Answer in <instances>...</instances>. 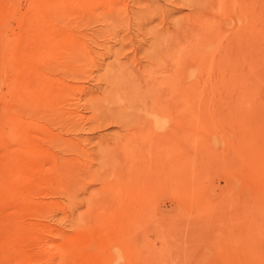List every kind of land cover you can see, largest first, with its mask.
<instances>
[{"label": "rangeland", "instance_id": "obj_1", "mask_svg": "<svg viewBox=\"0 0 264 264\" xmlns=\"http://www.w3.org/2000/svg\"><path fill=\"white\" fill-rule=\"evenodd\" d=\"M138 1L0 0V264H264V60L253 86L235 88L243 65L216 60L213 46L214 30L225 36L238 18L254 19L264 43V0H201L195 17L176 1L163 22L148 21V9L168 1ZM181 18L199 36L188 40L196 41L191 182L143 185L161 150L157 137L97 119L90 104L99 101L101 114L118 107L115 50L120 62L142 67L144 53L131 52L144 36V47L152 40L147 26ZM201 22L210 23L206 38ZM124 33L133 40L119 42ZM165 33L177 34L171 26ZM146 116L158 127L169 122L165 111ZM121 134L132 144L141 138L130 161L111 149ZM127 216L120 233L116 222Z\"/></svg>", "mask_w": 264, "mask_h": 264}, {"label": "bare ground", "instance_id": "obj_2", "mask_svg": "<svg viewBox=\"0 0 264 264\" xmlns=\"http://www.w3.org/2000/svg\"><path fill=\"white\" fill-rule=\"evenodd\" d=\"M139 1H146V0H139ZM165 1H168L170 6L169 8L165 7L164 9L161 10V8L159 7L156 9V6H151L150 9H148L151 13V16L148 17V21H150L153 17L158 16L161 18V22H163L165 18L169 17L172 11L174 10L171 5L176 4V1L180 2L181 5H185L188 8H190L189 10L191 12L189 13H192V16L194 17L196 15L199 16L201 11L203 10L202 8L203 3L201 0H165ZM251 1L252 3H254L255 0H251ZM251 1L248 0L247 2H251ZM247 4L251 6L250 3ZM254 4L251 7H254ZM112 11L114 13V10ZM203 14L205 15L204 11ZM115 16L116 15H112L110 13V19L107 26L108 28H110L113 37L117 38L119 36V33H118V28H116V25H114L116 24L117 21ZM248 19L247 20L245 19L246 20L245 22V20L242 21L241 18H238V21L233 27L234 30L231 29V31L229 33H226L225 36L223 33H219L216 30H214L215 34L213 35L214 37L213 39H216L213 40L215 59L219 60V58L223 56L226 57V55H229L230 57L233 58L234 61H237V63L239 62L238 64L243 65V68H241L242 72L238 74H234L233 79L231 78L230 81L231 86L241 89L249 88L254 85L253 84L254 83L253 74L255 71L254 68H256L257 63H262L259 62L260 60L261 61L264 60V43H260V41L258 42L254 35L256 22L254 21V19L252 20L251 19L248 20ZM180 20L181 21L177 20L174 22H170V25L166 24L164 25L165 27L163 25L158 27V25L156 24H155L156 26L154 25L147 26L148 23H139V25H137L136 28L138 30H141L142 28L147 26L146 29L147 35H150L152 37V40L146 47H144L146 43V38L144 36L142 42L141 41L138 42L134 47L133 52H131L133 53V56L132 54L130 55L134 59L135 55L138 52L142 51L144 53V57L146 58V64L140 67L139 66L141 65L140 62L136 61L135 64H139L138 66H128L127 64L120 62V58L116 56L118 50H115L114 52L115 65L113 63L112 66L114 65V68L111 69H112V75L114 76L113 78H115L114 86H115V92L117 93V98L115 103L118 105V107L115 108L114 110L109 111L108 113L101 114L99 111V107L96 106V103L99 101L92 102L90 104V107L92 109V115L97 119L105 118L104 120L106 121L110 119V121H115L119 123V126L121 128L131 127L133 125L134 128L138 127V129L141 128V126L142 128L147 127L149 131L148 133L149 136L151 135L157 137L156 141L158 140L160 142V149H161V150L159 149L160 151H158L159 155H156L158 154V152L157 150L154 149V148L157 149L156 147L157 143L156 145L154 144L153 146L155 147L151 149L149 146L150 142L145 140L146 144L147 142L149 143L148 144V147L150 148V149L148 148L149 151L151 150L154 151L157 158L155 160L156 161L155 164L151 163L152 166L154 164L153 172H151L152 175L151 174L145 175L144 179H142L143 185H149V183L154 181H155L154 182L155 185H162L163 183L166 182L171 185H180V183L183 185H190L191 182V156H190L191 107H190V98L188 96V93L192 86V70L190 68L191 51L196 41L192 43H188V40L190 38L197 39L199 38V36L194 35L190 31V27L189 30H187L186 29L187 26L185 27L183 24V19L181 18ZM121 22L123 21L121 20ZM209 24L210 23L205 24V22L199 23V28L204 33L203 38H206L208 37V35H210L209 34L211 32L209 31L210 27H207V25ZM120 25L122 24L120 23ZM170 26L171 28L176 29L177 34L165 33L170 29ZM243 29L245 30L244 33L241 32ZM262 29L264 30V27ZM235 30H237V32ZM193 31L195 32L196 29L195 30L193 29ZM133 34L135 36H138L135 33ZM251 35H254V37H251ZM132 37L133 36L130 33H124L121 36L120 40L118 41L122 42L123 39L125 40L128 39L132 41L133 40ZM259 40L262 39L259 38ZM261 42H264V39ZM242 44L245 46L246 52H243ZM210 47L211 44L210 46L209 45L206 46L208 50H210ZM127 59L128 58H126V60ZM133 61L135 62V60ZM110 78L112 79V76ZM161 111L167 112L169 117V122L164 127L156 126L146 116L147 114H153L154 116L156 113ZM137 124L140 126H138ZM92 129H95V127ZM142 134H144V132H142ZM149 136L147 135L146 139H148L147 137ZM115 138H116V143L114 147L111 149H114L115 150L114 152L117 153L119 152L118 154L120 155L121 159H123V161H130L131 160L130 158L132 157L131 155L134 154L133 152L137 151V147L134 148L135 145L134 143L137 142V140H141L140 136L139 138L138 136L136 137L137 140L133 144L123 134ZM131 140L133 139L131 138ZM151 140H155V138L150 139V141ZM152 144L153 143H151V147ZM146 147L147 145L145 146L144 149H146ZM158 148H159V144H158ZM103 150L110 151V148L106 147ZM140 151L143 150L139 149L138 154H140L139 153ZM154 152H152L153 157H154ZM151 158L152 156L150 157V160ZM117 163L120 164V161H117L116 164ZM119 164L118 166H120ZM129 168L127 167V169ZM130 169L129 171H131ZM149 173L150 172H148V174ZM120 175H122V173ZM156 178L157 180H153ZM127 220H129V217L128 219L127 218L123 219V222L122 220L116 222L117 226H119L118 229L120 233L121 232L126 233L127 231L126 225L128 224ZM125 233L122 234L125 235Z\"/></svg>", "mask_w": 264, "mask_h": 264}]
</instances>
